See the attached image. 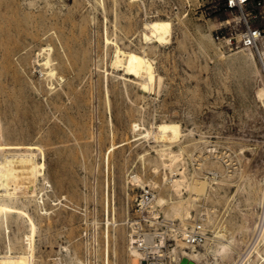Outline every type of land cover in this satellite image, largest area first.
<instances>
[{
	"label": "rangeland",
	"instance_id": "374dc122",
	"mask_svg": "<svg viewBox=\"0 0 264 264\" xmlns=\"http://www.w3.org/2000/svg\"><path fill=\"white\" fill-rule=\"evenodd\" d=\"M217 1L0 0V141L34 142L43 150L35 151L44 162L45 176L36 183L41 193L32 202L24 200L37 220L34 260L39 263L34 264H133L132 233L150 235L139 245L142 264H179L182 251L175 237L194 224L205 234L194 245L202 254L194 264H264V244L254 235L245 245L242 219L252 212V220H263L255 213L262 212L264 200L247 204L246 198L248 172L256 176L254 188L264 186V107L257 95L264 86V58L261 42L250 48L252 59L243 54L242 26L235 14L215 12ZM247 14L251 24L264 29V0H253ZM155 16L171 21L170 36L160 44L145 43L141 25ZM105 34L124 49L150 48L145 53L160 83L144 92L124 84L122 70L110 64ZM63 40L80 61L77 71L86 72L87 79L79 86L75 82L76 97L65 90L71 74L43 73L41 58L62 52ZM161 119L177 122L182 132L171 144L174 150L182 146L176 168L205 179L206 193L193 200L184 227L170 205L186 198L188 190L181 187L177 194L162 177L171 176L167 168L151 169L158 142L145 129ZM133 174L141 181L132 180ZM147 187L167 202L153 199L150 207L140 208L138 196ZM22 227L9 224L0 252L12 238L17 247L24 243ZM213 229H225L240 241L231 258L216 251Z\"/></svg>",
	"mask_w": 264,
	"mask_h": 264
},
{
	"label": "bare ground",
	"instance_id": "6f19581e",
	"mask_svg": "<svg viewBox=\"0 0 264 264\" xmlns=\"http://www.w3.org/2000/svg\"><path fill=\"white\" fill-rule=\"evenodd\" d=\"M131 1H134V0H131ZM99 3L104 4V0H100ZM103 10H104V7H103ZM103 10H102V12H103ZM105 17H106V15H105ZM171 29H172V23L169 19L155 16L153 18L146 19L145 21H143V23L141 25V30H140L141 38L145 43H148V42H150L149 40H151V41H154V42H157L158 44H160V43L167 41L168 37L170 36ZM107 32H109V31H107ZM64 37H65V35H64ZM112 37H114V36L112 35ZM104 41H105L106 45L111 44L109 46V48H110V64L112 65V67L120 68L122 70V75H123L122 80H123L124 84H129V85H134V86L136 85V87L140 88L144 92V91L151 90L152 87H154V85L156 83H158V84L160 83V76L155 73L153 60L148 56L147 53H145L150 48H148L146 51L142 48H141L142 50L141 49L137 50V49H133V48L132 49H124L123 47H121L117 43V41H113L106 34H105V40ZM259 42H261V48L259 47V51L261 52V54L263 55V58H264V36L259 39ZM80 43H81V41H80ZM152 43H150V44H152ZM147 46H148V44H147ZM61 48H62V52L56 51L54 55L47 53V54H45V56L43 58H41L43 60L42 64L47 67L45 70L46 72L44 71L43 73H46L47 75L51 76L55 73V70H59V72L71 74V76L68 78V80L66 78L67 81L64 82L65 83V90L69 93V97H73V96L76 97V95L78 94L76 92V89L77 90H79V89L75 85V82L77 85H78L77 82H79L81 84L82 82H80V81L82 80V78H85L86 72L82 71L80 73L77 71V67L75 65H77L76 62H78L79 60L77 61V58H76L77 56H75L76 54L75 55L73 54V52H72L73 48H72V45L70 44V42L63 40ZM80 48H81V46H80ZM244 49L246 50V53H243V54H246L248 57H250L252 59L254 57L253 51L249 47H244ZM151 51H153L152 48H151ZM44 53H46V51H44ZM42 55H44V54L42 53ZM245 58H247V57H245ZM88 66H90V65L88 64ZM55 74H58V73L56 72ZM62 76H64V78H65L66 75L64 74ZM51 77H53V76H51ZM67 77H68V75H67ZM58 78H59V76H58ZM55 79H57V78H55ZM85 79H87V78H85ZM107 80H108V78H107ZM111 80H112V77H111ZM85 82H86V80H85ZM112 82H114V81H112ZM49 83H50V81H49ZM90 83H91V81H90ZM51 84H50V86H51ZM60 85H62V84H60ZM63 86H64V84H63ZM88 86H89L88 87L89 91H91L90 88H92L91 87L92 85L90 84ZM128 87L126 88L127 90L129 89ZM108 90H109V87L108 88L106 87V92H108ZM68 93H67V95H68ZM127 93H128V91H127ZM74 94H76V95H74ZM257 95H258V97H259V99L262 102V105L264 107V86L263 85L258 87ZM136 125L137 124L134 123L133 126L135 127ZM148 128L145 129V135L151 137L155 142H158L156 144L157 147L154 146L155 152H156V160L151 164V169L154 172H157L159 165H161L163 168L164 167L167 168L169 170V173L171 174V176L167 177L166 173L164 172V173H162V177L164 180L168 179V182H170V186L172 187V189L177 194H180L181 187L187 189L189 192V195L186 198L182 197V196L178 197V199L176 201H172L171 205H170L173 214H178L181 217L180 221L182 222V225L184 227V225H185L184 219L187 216L190 217L189 207L193 203V200L196 197H198V195H201V194L203 195V193H206V191H205L206 190L205 189V179H200L199 177H196L194 175H191L190 177H188L184 171L178 170V168H176V161L178 159H180V156L182 154L181 153L182 152V146L179 147L178 150H174L171 147V144L174 141H176L182 133L181 129L179 127V124L177 122L171 121V120L161 119L158 122L154 123L153 126L151 127V129H148ZM35 151H38L40 153L43 152L42 148L37 143H34V142L33 143H30V142L25 143V142H14V141L13 142H7V141L4 142L2 140L0 141V237H1V235H3L5 230L7 228H9L10 223L11 224L14 223V225L16 224V227L18 229H20V226L22 227V225H23L22 229L26 228V231L24 230L25 232H23L24 233V243H23V240L22 241L20 240L22 243L17 247V245H16L17 244V238H16V240L14 238L15 241H13V242H11V240H13V238L11 240H9L8 243L6 242L7 244L5 246V249L0 252V264H34V261H35L34 260V252L36 250L35 249V239H36L35 233H36V231L38 232L37 220L35 219L33 214L29 211L32 209L29 208V210H28L27 207L24 205V200H26V201L31 200V202H32L33 199H35L36 194L39 192V191L38 192L36 191V183L38 181V177L42 176L41 178H44V176H45V173H43L44 162H43V160H38L37 154L35 153ZM144 162H146V161H144ZM147 163H149V162H147ZM255 170H257V169L254 168V172H256ZM248 173H250V172H248ZM248 173H247V178H248L247 189H248L249 195L246 198L247 204H250V203H252L251 201H256L258 199H262L261 200V202H262L264 200V186H260L261 185L260 184V185H258L257 188L256 187L254 188V183H256L255 182L256 176L253 173H252L253 175L252 174L248 175ZM193 174H194V172H193ZM45 179H46V177H45ZM131 179L134 181H141L140 177L137 174H133L131 176ZM39 182H41V180H39ZM215 182H217V181H215ZM207 184H208V182H207ZM263 185H264V183H263ZM209 189H211V188H209ZM39 193H41V192H39ZM18 200H22L23 204L19 205V204H21L19 202H17V203H19V204H17L16 201H18ZM154 200L158 204H163L164 202H167V200L162 195H159L157 197L154 194ZM169 204H170V202H169ZM262 205H261V207H262ZM261 207H260V209H261ZM247 209H250V208H247ZM41 210H43V207ZM249 212H251V211H249ZM251 213L249 216H250V219L252 220L253 218H251V216H252ZM255 214H256L257 218H260V221L263 218L261 224L259 221H256V220H252L251 223L247 222V219L249 220V216L246 215V213H244V218L242 217V219L246 222V224L243 225L244 235H247V238L244 241L246 243V244L244 243L245 245H247V243H249L248 240L251 239V237H253L254 235H255L254 237H256V235H257V238L259 239V241L264 244V207H263L261 213L259 212V213H255ZM153 216H154V214H153ZM208 220H209V218H208ZM257 220H259V219H257ZM247 223H249V224H247ZM182 225H181V228H182ZM17 228H15V229H17ZM213 230H215V229H213ZM9 232H10V230H9ZM16 232H17V230H16ZM132 232L135 233V231H132ZM185 232H186V229L184 227L183 229H181V235L183 236L185 234ZM210 234H211V231H210ZM211 235H212V237L210 236L211 238L215 239V241L216 240L218 241L217 247L215 246L216 243L214 244V246L216 247V251L218 253H220L222 256H226L227 258H228V256L231 255V252L234 249L236 250L237 246L239 247V245H240V241L238 240V238L234 237V235H231L225 229H217V230L213 231ZM149 238H150V235H148V234H144L143 236L142 235H134L133 233L130 234L128 241H129V251L131 252V254L133 256V264H142L141 259H142V255H143V252H142L143 249L141 250L139 245H142L143 241H147ZM19 239H21V238L19 237ZM175 239H176L177 245L179 246V249H181V251H182V253L176 257L177 263H179V264H194V262H196V260H198L202 256V254L197 249H195L194 245H192V244L188 245L190 248L189 250H184L183 247L186 245V242L183 240V237H180V238L175 237ZM255 240H257V239H255ZM251 242H253V241L251 240ZM3 244H5V243H3ZM253 244H254V242H253ZM250 246L251 245H249V247ZM261 247H262V245H261ZM175 249L176 248H174L173 251ZM216 251H214V253ZM253 251H254V253H256L255 249ZM256 251L258 254L259 249H257ZM262 256L263 255H260V257H262ZM230 258H231V256H230ZM35 262H38V261H35ZM151 264H152V262H151ZM153 264H155V263H153Z\"/></svg>",
	"mask_w": 264,
	"mask_h": 264
},
{
	"label": "built area",
	"instance_id": "2783aa9c",
	"mask_svg": "<svg viewBox=\"0 0 264 264\" xmlns=\"http://www.w3.org/2000/svg\"><path fill=\"white\" fill-rule=\"evenodd\" d=\"M252 1L253 0H218L214 6V11L217 13L230 12L235 14L237 16L238 22L242 26V32L240 33L238 42L243 47L258 49V42L262 37L264 29L253 25L250 22L249 15L247 14V8ZM256 3L260 5L259 1ZM216 38H219V36L217 35ZM153 199V190L151 187H147V189H143L139 194L137 205L140 208L143 206H150ZM151 215L154 217L153 214ZM147 216H149V214H147ZM134 225H138L140 227L138 222ZM182 237L188 244L196 245L205 239V234L200 224H194L190 226V228L186 229V232Z\"/></svg>",
	"mask_w": 264,
	"mask_h": 264
}]
</instances>
